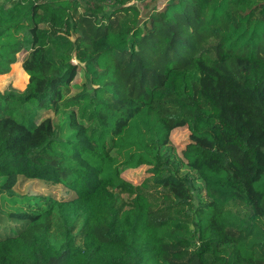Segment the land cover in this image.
I'll list each match as a JSON object with an SVG mask.
<instances>
[{
    "label": "trees",
    "instance_id": "trees-1",
    "mask_svg": "<svg viewBox=\"0 0 264 264\" xmlns=\"http://www.w3.org/2000/svg\"><path fill=\"white\" fill-rule=\"evenodd\" d=\"M7 1L0 51H29L0 94V264H264V0ZM180 126L212 147L178 154Z\"/></svg>",
    "mask_w": 264,
    "mask_h": 264
},
{
    "label": "rangeland",
    "instance_id": "rangeland-1",
    "mask_svg": "<svg viewBox=\"0 0 264 264\" xmlns=\"http://www.w3.org/2000/svg\"><path fill=\"white\" fill-rule=\"evenodd\" d=\"M164 1L165 0H131V3L139 8L138 15L140 19L143 20L151 9L160 8L163 5ZM0 3L7 6L11 4V2L7 0H0ZM28 51L29 49L27 48L20 49L11 56L6 55L4 52L0 51V94L7 93L9 91H24L28 80V75L22 69L21 62ZM83 81V74H81L80 70L78 69V72L71 82L72 86L70 88V94H75L80 89L78 87L79 84H82ZM46 116H50L51 118H53L54 115L51 111H41L39 114V118ZM189 140H195L204 147H212V145L209 143L193 138L190 135L189 130L185 126L176 127L171 131L168 147L174 149L179 154L181 149ZM121 171L123 177L131 180L132 182H139V180H141V178L146 173V167H123ZM33 181H38V183H32ZM45 185L46 183L41 180H26L22 184H20L13 192L18 195L24 196L27 194L41 192H52L56 195L61 194L62 189L59 185L52 186V190H46ZM114 195L116 197L117 208L122 210L129 207L130 199L132 197L131 195L120 191H115ZM79 227L80 222L78 221L74 230V233H76L77 244L81 243V238L78 233ZM51 237L54 241H59V228L55 224L51 228ZM195 245L197 246V244Z\"/></svg>",
    "mask_w": 264,
    "mask_h": 264
},
{
    "label": "water",
    "instance_id": "water-1",
    "mask_svg": "<svg viewBox=\"0 0 264 264\" xmlns=\"http://www.w3.org/2000/svg\"><path fill=\"white\" fill-rule=\"evenodd\" d=\"M73 61H74V63L77 62L76 59H75V53H73ZM81 65H83V64H81Z\"/></svg>",
    "mask_w": 264,
    "mask_h": 264
}]
</instances>
